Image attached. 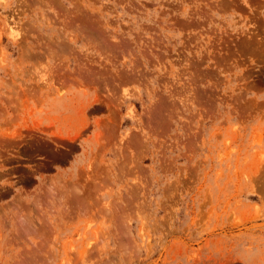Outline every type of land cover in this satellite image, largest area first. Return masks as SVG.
Wrapping results in <instances>:
<instances>
[{
  "label": "rangeland",
  "instance_id": "374dc122",
  "mask_svg": "<svg viewBox=\"0 0 264 264\" xmlns=\"http://www.w3.org/2000/svg\"><path fill=\"white\" fill-rule=\"evenodd\" d=\"M0 264H264V0H0Z\"/></svg>",
  "mask_w": 264,
  "mask_h": 264
},
{
  "label": "bare ground",
  "instance_id": "6f19581e",
  "mask_svg": "<svg viewBox=\"0 0 264 264\" xmlns=\"http://www.w3.org/2000/svg\"><path fill=\"white\" fill-rule=\"evenodd\" d=\"M13 31V30H12ZM18 32V31H17ZM19 33V32H18ZM18 36V35H17ZM14 37H16V36H14Z\"/></svg>",
  "mask_w": 264,
  "mask_h": 264
}]
</instances>
